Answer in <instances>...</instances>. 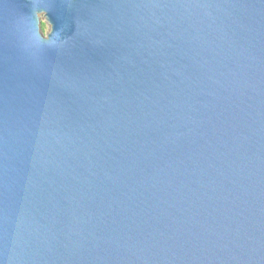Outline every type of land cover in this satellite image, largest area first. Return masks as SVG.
I'll list each match as a JSON object with an SVG mask.
<instances>
[{"label":"water","instance_id":"1","mask_svg":"<svg viewBox=\"0 0 264 264\" xmlns=\"http://www.w3.org/2000/svg\"><path fill=\"white\" fill-rule=\"evenodd\" d=\"M0 264H264V0H0Z\"/></svg>","mask_w":264,"mask_h":264}]
</instances>
